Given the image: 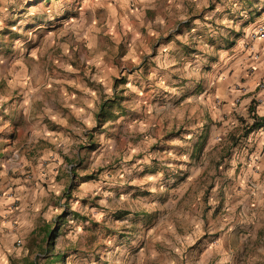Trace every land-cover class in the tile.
I'll list each match as a JSON object with an SVG mask.
<instances>
[{
    "label": "rangeland",
    "instance_id": "rangeland-1",
    "mask_svg": "<svg viewBox=\"0 0 264 264\" xmlns=\"http://www.w3.org/2000/svg\"><path fill=\"white\" fill-rule=\"evenodd\" d=\"M245 53H264V0H0V258L264 264L251 114L201 98L157 118L168 86L151 96L161 62L203 97Z\"/></svg>",
    "mask_w": 264,
    "mask_h": 264
},
{
    "label": "crops",
    "instance_id": "crops-1",
    "mask_svg": "<svg viewBox=\"0 0 264 264\" xmlns=\"http://www.w3.org/2000/svg\"><path fill=\"white\" fill-rule=\"evenodd\" d=\"M168 64V62H165V64L161 62L158 66L152 68L151 79L153 81L156 78L153 83L159 84L161 87H157V90L152 91L151 96L159 98L161 96L159 93L163 90L161 89L162 86H168L162 91L165 93L164 96L167 101L163 103L161 108L156 104L155 111L157 114H155V117H161L162 114L159 113V110L165 111V109H172L171 111L173 112L178 111L181 113L179 115L182 116L191 106V100L195 101L197 103L196 106L200 107L201 98H203L215 110L224 108V110H235L241 114L248 112L251 114L252 120L258 117L262 124L254 129L257 128L259 132L264 134V53L260 59L249 58V55L245 53L237 57L232 63L234 70L231 76L222 74L221 76L207 79L205 97L204 95L202 97L201 92L195 89L200 84V78H190L188 73L185 75L181 74V78H174V74H171L172 65ZM250 65L253 66L252 69H249ZM189 67L187 66L186 68L188 69ZM139 70L142 71V68H139ZM140 78L142 79L143 77L140 76ZM140 92L143 93L142 90ZM196 106L192 104L193 108H196ZM173 116V113H171V122L167 125L161 124L163 119L160 118L159 120H153L149 123L151 125H146V128H153L158 131L162 130L164 126L169 128L173 125ZM0 230H3V228L0 227ZM1 234L2 232L0 231V249L2 244L6 243L5 240L7 238L5 235L1 236ZM5 234L8 236V233ZM8 258L9 255H6V257L1 256L0 264H9Z\"/></svg>",
    "mask_w": 264,
    "mask_h": 264
},
{
    "label": "trees",
    "instance_id": "trees-1",
    "mask_svg": "<svg viewBox=\"0 0 264 264\" xmlns=\"http://www.w3.org/2000/svg\"><path fill=\"white\" fill-rule=\"evenodd\" d=\"M103 106H105V104ZM261 124H262L261 120L258 117H255V121H254L253 126L257 127V126H260Z\"/></svg>",
    "mask_w": 264,
    "mask_h": 264
}]
</instances>
